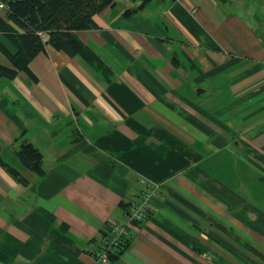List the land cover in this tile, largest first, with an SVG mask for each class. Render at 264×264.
Here are the masks:
<instances>
[{"label":"crops","instance_id":"crops-1","mask_svg":"<svg viewBox=\"0 0 264 264\" xmlns=\"http://www.w3.org/2000/svg\"><path fill=\"white\" fill-rule=\"evenodd\" d=\"M94 20L76 57L0 76V264H105L107 228L154 189L109 264H264V0H115Z\"/></svg>","mask_w":264,"mask_h":264},{"label":"trees","instance_id":"trees-1","mask_svg":"<svg viewBox=\"0 0 264 264\" xmlns=\"http://www.w3.org/2000/svg\"><path fill=\"white\" fill-rule=\"evenodd\" d=\"M114 4L115 0H7L0 33L17 51L13 54L0 43V52L14 67L0 65V76L14 78L49 46L76 57L82 47L76 33L96 29L94 17ZM17 156L27 169L41 171L43 156L31 144L23 143Z\"/></svg>","mask_w":264,"mask_h":264},{"label":"built area","instance_id":"built-area-1","mask_svg":"<svg viewBox=\"0 0 264 264\" xmlns=\"http://www.w3.org/2000/svg\"><path fill=\"white\" fill-rule=\"evenodd\" d=\"M7 9V0H0V14ZM155 191L156 189L149 194H144L141 200L129 202L126 206V222L112 224L107 228L102 246L94 251V255L99 261L109 264L114 257L124 251L130 239V226L146 222L149 219L151 213L149 204L155 199Z\"/></svg>","mask_w":264,"mask_h":264}]
</instances>
